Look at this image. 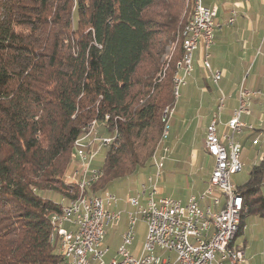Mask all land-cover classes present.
I'll return each mask as SVG.
<instances>
[{"label":"trees","instance_id":"16d2710c","mask_svg":"<svg viewBox=\"0 0 264 264\" xmlns=\"http://www.w3.org/2000/svg\"><path fill=\"white\" fill-rule=\"evenodd\" d=\"M189 16L186 0H0V264H64L50 216L78 194L73 142L91 124L116 136L91 193L147 167ZM263 185L264 148L235 238L264 218Z\"/></svg>","mask_w":264,"mask_h":264},{"label":"built area","instance_id":"2783aa9c","mask_svg":"<svg viewBox=\"0 0 264 264\" xmlns=\"http://www.w3.org/2000/svg\"><path fill=\"white\" fill-rule=\"evenodd\" d=\"M217 14H212L211 7L202 4L193 30L189 35L188 60L183 62L180 89L186 85V78L194 70L191 55L193 36H201V67L216 83L221 77L219 70L212 69L209 62V49L214 42L215 31L222 25H231L237 12L231 10L229 20L223 23L216 21ZM250 92L244 88L239 92V105L233 116L226 122L227 131L220 135L217 130L219 116L212 118L207 138L209 139L210 156L213 167L205 188L198 195H191L185 203L169 196H159L158 182L162 175L165 160L171 149L168 139L171 124L166 130V145L159 147L158 159H152L153 171L148 174L139 189L133 193L119 197L112 191L97 195V200H89L87 205L66 204L68 215L59 218V211L53 212L55 219H62L67 225V247H74L73 264H224V259H232V264L243 260V249L231 239V228L234 225L233 208L241 194L232 180V174L241 171L243 163L240 160L242 145L235 138L247 132H255L252 144H258V130L243 120L250 114L246 98ZM168 107V106H166ZM222 108V100L218 110ZM104 120H107V114ZM97 132L96 142H88V134L78 148L72 172L68 180H96L99 168L93 167L97 154L115 140V135L103 137ZM87 151H94V158H87ZM222 192H229V200H222ZM60 204L61 199L59 200ZM199 204H206L209 211L217 217L216 225L202 222L198 214ZM143 213H150V223H145L144 241L137 253L130 250L135 236V225L142 221ZM125 215L123 229L120 232V242L114 253L104 243L108 228L117 227ZM106 221L104 231H97V223ZM76 238H84V245H76ZM222 241H229V248H222ZM65 247V256L66 248ZM179 248V258H171V249Z\"/></svg>","mask_w":264,"mask_h":264},{"label":"rangeland","instance_id":"374dc122","mask_svg":"<svg viewBox=\"0 0 264 264\" xmlns=\"http://www.w3.org/2000/svg\"><path fill=\"white\" fill-rule=\"evenodd\" d=\"M212 1L214 2V4L217 5L219 9H222L224 8L225 5L231 4L233 0H212ZM186 7L190 10V16L188 18L189 20L191 14L193 13L194 0H186ZM181 45H182V40H181ZM175 48H176L175 45L167 47L168 55L170 57L171 55H173ZM195 52L193 54V61L195 59ZM176 71H177V67H176ZM174 74H173V78H174ZM186 82H188V77L186 78ZM205 83L211 92L210 96L212 97V101L210 103L214 105V111H213L214 116H217L218 113L217 106L220 104V100H222L223 108L222 110H220L221 118L224 121L228 120L230 118L229 111L230 109H232L233 102L235 101L236 98L239 99V92H240L239 89L241 88L240 84L237 85L235 84L234 79L229 80L228 78H222L221 80H219L218 84H214L210 79H206ZM182 89L183 88L180 89V95H179L180 97H178V99H174V103L177 101V105H176L177 111H175V113L173 112L174 115L172 113L173 116L170 115L169 122L171 124V131L168 139V145L170 146V149L172 151L171 153L172 157H176V158L180 157L185 160H194V154L196 153V157H195L196 165L194 168L176 167L175 165H170V164L168 165V163H166L167 161H165L162 170V176L158 182L157 193L159 196H169L185 203L189 198V196L193 194L198 195L202 191L201 189H198L197 186H194L195 183L194 181H196L197 183L198 182L202 183L203 181H207L210 177L211 164L208 159L204 158L203 155L206 129L204 132L202 128L198 125V121L194 120V118H192V120L188 124L189 134L186 138L187 140L183 142V147L179 149L181 142L178 140L176 134V130H177L176 127L178 121L179 122L181 121L179 112L181 113L183 111H188V112H192V114L195 113L197 114L198 110L195 109V105L198 104L201 96L199 93L196 92L193 97H187L182 93ZM261 97L264 98V94ZM174 103L172 104L173 106H169V107H174L175 105ZM164 109L162 112H164ZM257 111L258 113L260 111L264 112V103L261 105L260 110ZM258 113L255 114L253 118H251L250 123L255 128L258 127L264 130V118L260 120L257 117ZM162 115L163 113L161 114V122H162ZM163 126L164 123L162 122L161 133L163 131ZM98 129H99L98 126L95 125L93 126V130L89 131L90 134H88V141L89 139L91 140V138L93 137L97 139L96 135ZM87 132H85L82 136L78 137L77 139H81V138L85 139V134H87ZM260 132L262 135L260 136L258 140L259 143L257 145L252 144L251 142L252 136H250L249 132L247 131H245L243 134L236 136V139L242 145L240 160L243 163V167L241 171L232 174L231 176L232 182L237 186L242 185L247 180L252 165L257 163L262 157V152L264 148V132L262 130H259L257 135H259ZM174 134L176 136H174ZM111 136L113 135L103 133V137H111ZM161 136L162 134L160 135L158 145L153 150L154 153L157 149H159V147L163 145L162 143L163 141L165 142L166 145V140H161ZM96 139L93 142H95ZM74 142H73V164L77 157V150H76L77 147L75 146ZM153 152L151 154V160L147 165V167L139 170L133 176L120 179L116 183L112 184L109 187V189L105 191H112L120 197H124L127 194L129 195L135 193L139 189L140 183L143 182L146 176L153 171L151 164L154 154ZM89 153L90 154L93 153L94 155V151H89ZM104 153L105 151L102 149L97 154V156L93 161V167L95 168L100 167L104 158ZM192 169H196L195 172H193ZM99 177L100 174L98 172L97 179ZM96 180H91L87 188L84 189L83 192L85 193L86 191V193L93 194L90 191L91 190L90 188L92 186L90 184L91 183L93 184ZM77 189H78V194L75 198L79 197V194L81 193L78 187ZM261 191L264 196V185L262 186ZM94 194H100V192H96ZM60 199H61V203H63L64 205L73 198L70 199L69 197L62 196ZM142 221L141 220L137 221L135 225V236L133 243L130 246V250L134 254L138 252L145 238L146 227H145V222ZM124 222H125V215H123V219L119 224V226L111 227L108 228L107 230V235L105 237L104 243L107 246H109L110 253L115 252L120 242V232L123 229ZM235 244L240 249H243V260L240 261L239 264H264V218L258 214H247L243 220V227L235 238Z\"/></svg>","mask_w":264,"mask_h":264},{"label":"crops","instance_id":"0c3cea01","mask_svg":"<svg viewBox=\"0 0 264 264\" xmlns=\"http://www.w3.org/2000/svg\"><path fill=\"white\" fill-rule=\"evenodd\" d=\"M202 1L204 5L211 7V11L217 14L216 21L221 23L229 18L231 10L237 12V16L231 25H222L215 31L214 42L209 49V62L212 69L221 72L219 80L222 78H228L229 80L234 79L235 84H240L241 88L250 92L249 96L246 98L250 114L243 116V120L250 123L251 118L258 113L257 110H260L261 105L264 103V100H262L264 98L261 97L264 94V0H233L231 4L225 5L222 9H219L212 0ZM202 52L201 40H199L195 52L194 70L188 77L186 85L182 87V93L187 97H193L197 92L201 96L200 101L195 105V109L198 110L197 114H192V112L188 111L179 112L181 121H178L176 127L177 138L181 142L179 149L183 147V142L187 140L186 138L189 134L188 124L192 118L198 121V125L205 132L206 126L214 116V105L210 103L212 101V97L210 96L211 92L205 83V80L210 78L203 70L200 63ZM176 105L177 101L174 105V113L177 111ZM238 105L239 99L236 98L233 102L232 109L229 111L230 118L233 116ZM222 108L220 110H222ZM220 110H218L217 113V116H219L217 130L220 135H223L227 131L225 124L230 118L225 121L222 120ZM257 117L260 120L263 119L264 112L260 111ZM255 129L264 132L262 128L256 127ZM249 135L252 136V140L255 137V132H249ZM174 136L176 135L174 134ZM171 153L172 151L165 160L168 165L185 168L195 167L196 153L194 154V160L172 157ZM203 155L211 164V173L213 158L207 154L205 146ZM192 170L195 172L196 169ZM194 182V186L203 190L208 180L202 183Z\"/></svg>","mask_w":264,"mask_h":264},{"label":"bare ground","instance_id":"6f19581e","mask_svg":"<svg viewBox=\"0 0 264 264\" xmlns=\"http://www.w3.org/2000/svg\"><path fill=\"white\" fill-rule=\"evenodd\" d=\"M203 1L202 0H194V7H193V13L188 20V22L185 24L183 31H182V48H183V54L180 62L177 65V71L174 74L173 78V96L174 99H178L179 95V80L182 79V69H183V62L188 60V43H189V35L191 31L193 30V23H195V20L197 18L198 13V6H202ZM212 14H214L213 11H211ZM229 20V18L227 19ZM201 39V36H193V42L191 43V55L193 60V54L198 46V42ZM175 104V103H174ZM173 106V105H172ZM174 112V107H166L164 109L163 115H162V122L164 123L163 131L161 140H166V130L167 126L170 125L169 119L170 115ZM215 117V116H213ZM212 117V118H213ZM212 118L209 122V124L206 126V133H205V148H209V139L207 138V133L209 131V126L212 125ZM93 125H90V131L93 130ZM87 134H90L87 133ZM261 132L259 135H257V140H259L261 136ZM95 136V135H94ZM97 137V135H96ZM96 138L89 139L88 142H93ZM81 142H83V138L77 139L74 143L77 147L76 150L78 152V148L81 145ZM96 142V141H95ZM163 145L161 147L165 146V142H162ZM157 149V148H156ZM159 150V149H157ZM156 150V151H157ZM153 154V159H158V151ZM206 152L208 155H210V149H206ZM87 158H94L93 153L90 154L89 151H87ZM97 179V178H96ZM91 180H89L90 183ZM88 183V184H89ZM76 185L80 189L81 193L79 194V197L73 198L66 204H72V205H87L89 200H97V195H104V192H100V194H89L83 192L84 189L87 188L88 185H86V179H79L76 180ZM92 185V183L90 184ZM89 185V186H90ZM242 198V196H241ZM222 200H229V192H222ZM66 204L62 205L61 211L59 212V218H66L68 215V207ZM243 209V201L242 199H238L237 204L235 208H233V219H234V225L231 228V239H235V235L238 229V222H239V216ZM198 214L200 218L202 219V222L208 225H216L217 224V217L209 211L208 206L206 204H199L198 207ZM142 220L145 223H150V213H143ZM142 221V222H143ZM50 225H51V234L50 238L53 242L57 243V250L62 255L64 264H73L72 261H74V247H67L68 242V235H67V225L63 224L62 219H55L54 213L50 216ZM106 228V221H99L97 223V231H104ZM76 245H84V238H76ZM65 247L66 248V256H65ZM222 248H229V241H222ZM171 258H179V248H172L171 249ZM224 264H232V259H224Z\"/></svg>","mask_w":264,"mask_h":264}]
</instances>
